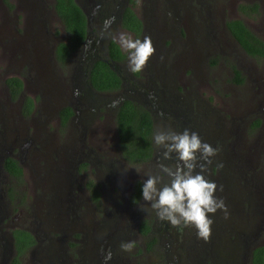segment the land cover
Returning <instances> with one entry per match:
<instances>
[{
    "label": "rangeland",
    "instance_id": "obj_1",
    "mask_svg": "<svg viewBox=\"0 0 264 264\" xmlns=\"http://www.w3.org/2000/svg\"><path fill=\"white\" fill-rule=\"evenodd\" d=\"M128 1L139 16L144 12L146 28L135 36L122 29L119 32L141 40L150 36L155 51L163 53V57L159 59L154 52L148 62L154 61L155 65L162 64L167 68L171 73V84L178 86V93L194 112L198 110V118L208 115L211 120L209 123L203 121L202 125H209L213 131L215 138L209 145L216 149V155L211 157L204 174L206 179L216 183L214 195L223 199L227 216L219 209L214 215L209 214L213 224L209 238L204 240L198 238L194 227H173L170 222L162 221L143 197L136 204L129 203L133 182L140 179L143 183L147 180L146 174L154 175L155 171L149 164H131L132 167L121 168L119 175L114 176L117 182L121 180V188L116 183L111 186L110 180L97 172L101 176L100 198L96 203L90 201L87 187L97 181L94 165L91 170L88 165L84 166L87 176L80 174L76 177L73 171L70 173L73 168L71 162L79 157L70 150L78 140L79 129L72 124L61 126L57 119L59 107L70 100L67 98L70 87H64L63 82L68 78L71 81L74 70L67 66L59 68L46 56L52 41L65 37L63 23L47 12L49 0H0V264H8L13 256L11 229L16 226L28 229L38 239L23 253L22 260L31 263L38 257L42 261H52V252L57 251L53 244H57V240L48 237L46 224L49 218L44 219V212L37 206L41 201H49L64 224L63 219L67 222L73 216V213L63 212V206L71 204L68 196L72 193L83 212H96L93 221L101 222L104 229L106 224L99 218L106 210L126 215L137 209L140 218L153 221L152 236L122 241L134 242L130 253L122 251L120 244L118 250L121 252L114 254L113 243L103 242L108 247L106 251L110 250L115 255L108 264H248L250 248L261 241L259 223L264 225V166L261 158L264 119L257 128H251L249 124L255 116L264 117V58L245 54L223 29V22L229 18H241L252 31L264 38V0H252L259 3L258 14H245L238 9L239 3L251 0H155L157 5L151 10V0ZM5 28L20 33L5 35ZM42 33L49 38L48 45L44 43ZM78 56L76 53L73 58ZM236 64L245 77L237 83L232 68ZM10 75L19 76L23 81V94L35 98L34 109L29 116L22 114L20 98L7 96L5 78ZM175 89L173 87V91ZM103 115V111L95 114L91 124L95 128L91 130L88 126L86 132L80 134L85 144L84 153L86 146L94 148L92 155L101 160L106 158L105 149L112 148L118 152L115 120ZM156 119L162 129L160 119ZM197 123L201 126L199 120ZM25 143L26 151L22 152ZM156 150L162 156L164 149L156 145ZM6 153L18 160L23 158L21 167L24 174L20 178L3 171L1 157ZM57 157L62 158V163L51 161ZM64 158L68 159V171L64 168ZM44 161L51 162L52 171L47 176L39 169ZM79 164L78 172L82 168ZM196 171H200L199 166ZM118 191L122 193L120 197L112 196V192ZM57 196L60 201H56ZM64 215H68V219ZM118 225L112 224L111 229ZM76 228L82 231L81 240H77L82 258L78 262L104 264L101 259L97 261V256L89 258L92 251L97 253L96 249H99L98 246L95 249L96 239L92 233L89 238L86 235V231L92 228L80 225ZM104 229L102 232L106 233ZM160 232L162 235L158 237ZM66 236L70 237V233ZM151 239L155 241L149 245ZM72 250L74 252V248H70V252ZM57 252L64 255V251Z\"/></svg>",
    "mask_w": 264,
    "mask_h": 264
},
{
    "label": "flooded vegetation",
    "instance_id": "obj_2",
    "mask_svg": "<svg viewBox=\"0 0 264 264\" xmlns=\"http://www.w3.org/2000/svg\"><path fill=\"white\" fill-rule=\"evenodd\" d=\"M75 1L78 3V5L81 7V9L86 15V34L81 45L77 47L76 50L73 51L70 55L67 56L66 61L60 62L55 55L56 45L58 41L61 40L59 38L57 40L52 41L51 49H49L46 55L49 59H52L53 62L59 66V68L60 66H67L68 68L70 67L73 68L74 70L71 76L72 83H69L71 82L69 78L63 82L64 87H68V85L70 87V92H67L68 93L67 98L70 100L61 107H59L58 117H57L59 124L61 126H65L67 124L74 125L76 129H79V136H77L76 139L81 141L82 138L80 137V134L85 133L88 126H90L91 130L95 128L94 125H91L95 114L103 111L104 114L103 117H107L108 119L113 117L116 123V112L118 110V107L122 104L123 100L130 99L132 102L144 107L149 112L152 118V127H153V134H152L153 148H152L151 157L148 160L140 163H130L122 157L119 149V141L117 142L116 145V147H118V152H116L112 148H108V150L107 149L104 150L105 153L107 154L106 158L104 157V160H101L100 158L95 159V156L92 155V153L94 152V148H88L86 146L84 153L83 148L85 147V144L83 143V141H81L80 144L79 141L76 140L74 145L70 146V150H72L75 154L79 155L77 160L71 162V164H73V168L70 171V173L73 171L74 174H77L76 177L78 175L80 176V174H84V176H87V174L84 172V166L88 165L91 170V166L94 165L93 170L95 169L96 171L95 179L97 181L94 183V185L89 183L87 190L89 191V195H90L88 196L89 200L96 203V201H98L100 198V190L98 188L100 185L99 179L101 178V176L107 177L110 180L111 186H113L116 183L119 184L121 188L122 187L121 180L117 182L114 176L119 175L118 172L124 166H131V164H140L147 166V164H149L151 169L155 171L153 172L154 175H160L166 181L168 180V177L166 174L163 173L162 168L163 167L175 168L174 165H176L178 161L176 159L175 153L172 154L171 159H164L163 152H162V156L159 155V152H156L157 150L154 140V136L156 132L161 130L171 129L173 131H176L177 133H181L185 129H189L192 132L198 133L200 139L208 144L214 140L215 136L213 134V131H211V129L208 128L209 125L206 127L205 126L203 127L202 125L203 121L204 122L206 121L208 123L211 121L208 115H201V118L200 119L198 118L199 117L198 110L194 112L192 106L185 100V98L181 94L178 93L180 91L178 86L177 85L173 86L171 84V80H170L171 73L169 72V70H166L167 68H164L162 64L155 65L154 61H149L147 62L146 66L141 72L133 73L129 70L128 59H126L127 53L120 46L119 47L121 51L125 53L124 58L121 59L110 58L108 53V44L112 38L107 33L101 36L103 21L109 17H115V23L112 25L111 29H109L110 32L117 33L119 32V30L122 29L135 36V35H139L141 32L143 33L146 28V21L145 18H143L144 12L141 16H139L136 13V11L133 9V5L128 0H75ZM249 2H253V1L251 0ZM53 3L54 0H49L48 4L46 5V10L48 13L50 12L56 19L59 18V16L57 15L54 9ZM156 5L157 2L155 0H151V4H150L151 7L149 9L150 10L153 9V7ZM126 7H129L141 20L142 27L139 34H136L133 30L122 24V16ZM152 16L156 17V15L154 14H152ZM226 20L223 22V29L226 30L227 33L232 37L226 26ZM3 27H7V26L3 25ZM63 28L65 34V37L63 39H66L67 32L65 27ZM5 31H6L5 35H9V36H14V34L17 35V32L20 33L18 30H13L11 28H5ZM42 35L43 37H45L43 33ZM48 39L49 38L46 37L44 38V43H46L47 45L49 44ZM232 39L239 45V43L233 37ZM244 52L245 54L251 56L252 58H264V56L257 57L246 53V51ZM76 53H78L79 56L75 59L73 57ZM155 55L156 57L159 55V59L163 57V53L159 54V52L157 51H155ZM97 59H104L105 61L108 62L109 66L116 71L117 75L120 78V83L117 88L112 90H97L91 85V83L88 80L89 68L92 66L93 62L96 61ZM233 66L238 69L237 64ZM10 76H15V75H10ZM234 76H235V72H234ZM16 77H18L22 81V79L19 76ZM6 78H5V84L7 89L6 90L7 96L10 99H13L9 87L6 83ZM243 79H245V77ZM172 86L176 88L175 91H173ZM61 87H62V83H61ZM26 96L27 95L23 94V81H22V88L17 97L20 98V104H21L20 108L22 114L25 116H29L33 112L35 98L31 97L33 100L32 107L31 109L28 110L26 107L25 108L23 107V102ZM64 106H70V108L72 109L71 114L68 116L66 120V124L62 123L61 117L59 115L60 109ZM91 108H93V110H91ZM157 114L159 115L158 117ZM156 118L160 119L162 129L157 124ZM263 119L264 117L262 115L261 118L255 116L254 119L251 120L249 127L257 128L261 126V124L263 123ZM197 120H199V123L201 122V126L198 125ZM78 143L80 144V146L78 145ZM25 147H27L26 143L22 147V152L26 151ZM9 151L10 150H8L7 152ZM263 152H264V148L262 150L261 158L263 157ZM82 155H85V157ZM8 156H11L14 159H16L10 153L8 154L6 153L5 155H3L1 157L2 169L7 175L13 177L14 175L11 174L4 167V160ZM83 158L84 160H82ZM64 159H65L64 168H66V170L68 171V167H69L68 159L66 158ZM16 160L18 161L20 166H21V162H24L22 157H20L19 160L18 159ZM157 160H159V162ZM162 160L166 161L167 163H164ZM51 161L53 163L54 161H56V164H60L62 163V158L57 157ZM79 162L81 163L79 164ZM199 163H203V162L199 161ZM78 164L82 165V168H80L81 169L80 172H78ZM39 169L40 171L45 173V176H47L49 171H52L51 162L44 161V163L41 164V167L39 166ZM97 172H99L101 176H99ZM23 174H24L23 168L21 167V176H23ZM64 174L68 176L66 171L64 172ZM138 182H140L143 185L140 179H137L133 182L128 197L129 203L136 204L143 197L142 190L138 197L135 196L136 195L135 192L137 191L136 185ZM43 184L46 183H44L43 181ZM78 193H80V191ZM112 193H113L112 196L116 198L120 197L122 194L119 193V191ZM83 195L84 194L81 192V196ZM68 197L71 204H68L67 207L63 206V212L68 215L70 213H73V216L69 217V220L67 222L65 221V219H63L64 224H61V219H59L60 216L58 214L56 216L53 210V206L49 204L50 203L49 201H41L37 206L39 211H41L42 213L44 212L43 215L44 219L49 218L48 221L49 223L46 224L47 232L49 234L48 237L50 236L52 240H57L55 242L57 244H53V246L54 247L57 246V251L59 252L64 251L63 252L64 255L62 256L60 253L58 254V252L54 250L52 252V255L54 256L52 261L50 260L42 261L38 257L36 258L33 257L34 259L33 258L32 259L35 260L36 262H31L29 264H64L63 263L64 259H66L65 264H67V261L68 264H78L79 262H81L82 258L80 255V251L77 247V240H81L80 236L82 234V231L76 228L77 225H80L81 227L92 228L91 231L89 232L86 231V235L89 238V236L92 233L93 239H96L94 241L95 249L97 246L99 249H96L97 253L92 251L90 254L91 256L89 255V258L97 256L98 259L97 261L99 262L103 260V263H104V257L109 251V250L106 251L108 247L104 245L103 242L111 241L114 245V250H116L114 254H117V252H121V250H118V245H120L123 240L130 241L131 238L137 236H140L141 238H145L153 235L152 232L155 228L153 221L150 218H140L139 211L137 209H134L132 211L130 210L129 213L126 215H119L114 210H110V211L106 210V212H104V214L101 217L99 216L100 221H103L106 224L104 229V227L100 226L101 222L99 224V222L93 221V214L96 215L95 211L93 212V214H88L85 211L83 212L79 207V203L76 202L77 198L74 199L76 197L75 194L72 193L71 196ZM58 200L60 201L61 198L57 196L56 201ZM65 200H68V198L66 199L65 197ZM68 215L66 216L64 215V218L67 217L68 219ZM57 218L59 220H57ZM112 224H119V225L117 226V228L115 226L111 229ZM16 228H22V227L16 226L11 229L13 247H14V237L12 234V230ZM103 229L106 230L107 232L103 233L102 232ZM25 230L29 231L28 229ZM76 231H80L81 233H77ZM29 232L33 235L34 243L28 249H30L33 245H35L38 240L34 233H32L31 231ZM68 232L70 233V237L66 236ZM161 235L162 232L159 233L158 237H161ZM62 236H66V237L62 239L61 238ZM68 238L69 240H67ZM154 241L155 239H151L149 241V245L152 244V242ZM62 243H63V247L61 246ZM252 247L250 248V250L252 249ZM70 248H74V252L73 250L70 252ZM15 253L16 251L14 248L13 256L15 255ZM22 255L23 254L19 256L22 263L24 264L28 263L27 261L21 259ZM114 256L115 255H113L112 253V258ZM97 261L95 263H98ZM8 264H10V261ZM109 264H114V262Z\"/></svg>",
    "mask_w": 264,
    "mask_h": 264
},
{
    "label": "trees",
    "instance_id": "obj_3",
    "mask_svg": "<svg viewBox=\"0 0 264 264\" xmlns=\"http://www.w3.org/2000/svg\"><path fill=\"white\" fill-rule=\"evenodd\" d=\"M53 6L67 32L66 39L59 40L55 49L56 58L60 62H64L67 56L81 45L85 37L86 15L75 0H54ZM238 9L245 14H258L259 3L257 1H244L238 4ZM122 24L136 34L141 31V20L129 7H126L123 13ZM226 26L232 37L246 53L257 57L264 56V38L252 31L241 18L227 19ZM108 53L110 58L115 59H121L125 56V53L121 51L119 45L113 39L109 41ZM233 70L235 81L241 82L243 80L242 74L234 66ZM88 80L97 90H112L117 88L120 83L116 71L104 59H97L93 62L89 68ZM6 83L12 97L16 98L21 91L22 81L16 76H10L6 78ZM32 102V98L26 96L23 107L28 110L31 109ZM71 112L70 106H64L60 109L59 115L63 124H66ZM116 125L122 157L130 163H140L148 160L151 157L153 148V127L149 112L130 99H125L116 112ZM262 164L264 166V152ZM4 167L16 178H20L21 166L16 159L11 156L6 157ZM136 189L135 196L138 197L142 190L140 182L137 183ZM12 234L16 253L10 260V264H24L19 256L34 243L33 235L22 228L13 229ZM262 239L264 241V230ZM248 264H264V243L252 247Z\"/></svg>",
    "mask_w": 264,
    "mask_h": 264
},
{
    "label": "clouds",
    "instance_id": "obj_4",
    "mask_svg": "<svg viewBox=\"0 0 264 264\" xmlns=\"http://www.w3.org/2000/svg\"><path fill=\"white\" fill-rule=\"evenodd\" d=\"M115 23V17L103 21L101 36L107 33L128 53L129 70L141 72L149 58L154 54L150 36L143 40L134 39L130 34L120 31H109ZM155 144L162 147L164 159H171L176 154L178 163L175 168L163 167L162 171L168 177L163 181L160 175L146 174L147 180L142 185L143 200L150 204L162 221H168L173 227H194L198 238L207 240L210 236L214 215L217 210H223L227 216V207L223 199L217 198L215 182L206 179L207 164L216 155V149L203 142L199 134L185 129L177 133L171 129L158 131L154 136ZM204 161L205 163H199ZM199 166L200 171H196ZM138 172L140 170L137 169ZM134 242H122L120 249L131 252ZM112 259L109 250L104 257V264Z\"/></svg>",
    "mask_w": 264,
    "mask_h": 264
},
{
    "label": "water",
    "instance_id": "obj_5",
    "mask_svg": "<svg viewBox=\"0 0 264 264\" xmlns=\"http://www.w3.org/2000/svg\"><path fill=\"white\" fill-rule=\"evenodd\" d=\"M259 230H260V236L262 235V232H263V230H264V225H262V226H260V223H259ZM259 243H264V241H263V239H262V237H261V241L259 242ZM258 243V244H259Z\"/></svg>",
    "mask_w": 264,
    "mask_h": 264
}]
</instances>
